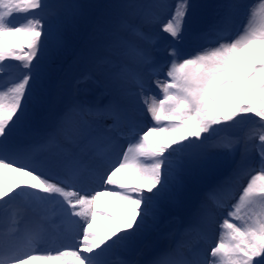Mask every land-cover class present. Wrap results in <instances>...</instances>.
<instances>
[{
  "label": "snow or ice",
  "instance_id": "snow-or-ice-1",
  "mask_svg": "<svg viewBox=\"0 0 264 264\" xmlns=\"http://www.w3.org/2000/svg\"><path fill=\"white\" fill-rule=\"evenodd\" d=\"M82 7L65 0H0V65L14 60L24 70L16 83L0 88V170L27 178L14 187L0 182V264H112L110 255L135 251L165 206L179 201L186 206L185 234L195 238L148 260L122 256L118 264H264V59L238 67L241 54L257 45L264 52V0L258 8L240 0L108 5L92 45L104 92L89 98L77 87L53 109L46 87ZM201 7L211 11L203 28L189 33L188 21H197ZM245 8L248 18L234 38L185 52L187 39L214 34L219 40ZM159 40L167 42L162 51ZM153 75L162 95L147 92ZM236 95L244 100L232 107ZM140 101L152 122L145 128L135 124ZM247 114L261 121L248 136L259 142L256 166L246 152L236 158V140L214 139ZM21 136L31 139L22 143ZM153 136L165 144L152 142ZM193 176L202 188L188 187ZM129 178L143 189L130 186ZM88 181L97 187L77 190ZM104 196L118 202L119 218L97 211Z\"/></svg>",
  "mask_w": 264,
  "mask_h": 264
},
{
  "label": "rangeland",
  "instance_id": "rangeland-1",
  "mask_svg": "<svg viewBox=\"0 0 264 264\" xmlns=\"http://www.w3.org/2000/svg\"><path fill=\"white\" fill-rule=\"evenodd\" d=\"M47 3L52 4L58 2V0H46ZM65 2L68 3H76L80 4L83 7L80 10V16L75 22L74 26L70 28L69 30V42L68 47L61 59L57 62V67L54 72V75L52 79L48 82L46 87V95L49 99V107L56 109L61 107V102L68 100L71 96L77 94V87L80 90V94L83 95V93L87 92L89 94V98H94L96 96H99L102 92H104L103 88L104 85L101 82L100 78L98 77V72L96 71L94 67L93 62V55H92V45H93V35L95 33L96 27L102 16L109 10L107 8L108 5H111L113 3H118L120 0H65ZM176 0H168L169 4L175 3ZM194 3H196L199 6H205L210 5L213 3L218 2V0H193ZM241 3L245 5H255L258 8V2L259 0H240ZM210 9L207 8H198V18L196 22L188 21V30L189 33H191L194 30H200L204 26V21L207 19V13L210 12ZM248 12L249 9L245 8L241 11V13L237 16L234 23L225 31L228 35L224 39H231L234 38L239 30L241 29L242 25L246 22L248 18ZM187 20V18H186ZM166 35V34H165ZM10 41L13 42H19L18 38L16 37H10ZM191 39H187L184 42V49L187 54H195L197 51L196 49H191V44H189V41ZM195 43V41H193ZM193 43V44H194ZM218 43V42H217ZM207 45V46H215L217 45ZM158 46L165 47L167 46V42L165 40H159ZM256 50H261V46L257 45L255 46ZM249 54L251 58L244 59V56ZM256 51L252 53H243L241 54L240 62L238 64V67L243 68L249 63H252L254 61H258L261 59H264V52L260 54V56H255ZM9 62V63H8ZM11 64L8 68H3V65H0V72L2 74V71L6 72L7 69L16 68L20 65V62L14 61V60H8L4 63L5 64ZM8 66V65H7ZM22 68V67H21ZM166 69L167 66H165L164 70L160 71L159 78L163 80V75L166 78ZM20 74L17 75V78L21 76ZM4 74V73H3ZM84 77H88L87 80H83ZM15 79L12 82V85L16 83L19 79ZM156 78L155 75H153L150 79H148L147 82V92L149 94H157L162 95L160 92V89L156 87ZM81 80L82 82L77 85L76 81ZM101 88V89H100ZM106 94V93H105ZM244 100V97L241 95H236L232 101V107H235L236 105L242 103ZM142 119H145V115H140ZM149 121H151L150 116L147 117ZM237 119H240L243 121V123L239 124L237 127L231 129L230 132L224 133L221 132L218 134L217 137L214 139H219L227 136L230 139L236 140L237 143V156L236 158H240V153L246 152L248 157V162L252 166H256L259 156L258 153L254 147V145L258 144V140H252L248 139V136L256 131L258 129L259 123L261 121L258 117H255L252 114H247L241 117H238ZM221 128L224 127V125L220 126ZM210 133H204L202 136H208ZM191 139V138H190ZM154 143L164 145L161 141L158 143L156 140H152ZM199 142V141H197ZM175 147V145H173ZM1 171V170H0ZM8 173V176L10 178L12 177V180L16 179V177H19L15 173H11L5 170V175ZM5 175H2L0 172V182H3V185L5 187H14L15 185L12 184L11 180L7 181ZM133 184L132 187H137L140 189H143L142 182L129 178ZM247 178H245L246 180ZM188 187L191 189L193 187H203V184L199 181V179L195 176L190 177L188 180ZM147 195V193H146ZM111 198V197H110ZM114 200V199H112ZM105 202V200H104ZM114 205L118 206L116 209L113 207V205L106 204L104 205V208H106V211H108V208L118 210L115 213L111 212L107 215L109 216H115L119 218L121 215V208L116 202ZM186 209L185 203L183 201H179L176 203L168 204L165 206V211L161 214V217L164 216L165 220H168L173 214H181ZM101 218L100 222L103 224H107L110 222L105 218V216L99 217ZM159 221V220H158ZM164 227L160 229V233H166ZM150 229L145 231V233L140 237L141 241L144 239L146 235H148ZM214 233L217 235V233L220 231L219 225H217L214 229ZM103 235V232L101 233ZM163 235V234H162Z\"/></svg>",
  "mask_w": 264,
  "mask_h": 264
},
{
  "label": "bare ground",
  "instance_id": "bare-ground-1",
  "mask_svg": "<svg viewBox=\"0 0 264 264\" xmlns=\"http://www.w3.org/2000/svg\"><path fill=\"white\" fill-rule=\"evenodd\" d=\"M170 1V0H169ZM23 18V16L21 15L20 17H17V20H20V19H22ZM225 33H227V32H225ZM224 41H226V39L224 40L223 39V41H221V42H224ZM261 53H263L261 50H259V49H257L256 50V55L255 56H260V54ZM249 58H251V56H249V54H247V55H245L244 56V59H249ZM9 63V62H8ZM5 64L6 66L7 65H9V64ZM5 65H3V67L5 66ZM98 77L100 78V80H102V77L100 76V74L98 73ZM139 104H140V107H139V109H138V111H137V114H136V119H139V117H140V114H143L144 113V115H145V118H147L148 117V115H147V113H146V110L145 109H143V105H142V101H140L139 102ZM144 120V119H143ZM146 120V119H145ZM144 120V121H145ZM152 138H155V140L156 139H158V140H156V141H158V143L161 141L162 143H164V141L159 137V136H153V137H151L150 139H152ZM1 172V174L2 175H5L4 173H5V170H1L0 171ZM5 177H6V180L7 181H9V180H11V182H12V184H14V185H16L17 183H19V182H21V181H23V180H25V179H27L26 177H21V176H19V177H16V179H14V180H12V177L10 178V176H8V173L5 175ZM131 185V184H130ZM146 193V192H145ZM107 200H109L110 201V203H109V205H113V207H115L116 209L118 208V206H116V205H114L115 203H116V201L115 200H112L111 198H108L107 197ZM103 201H104V198H103ZM110 208V207H109ZM108 208V210H110ZM116 211H118V210H115V209H111L110 210V212H113V213H115ZM226 212V211H225ZM105 214H108V212H106ZM120 215H121V213H120ZM98 217H100L99 215L97 216V218ZM160 219H161V216H160ZM102 223V222H101ZM105 225H108L109 227H111V226H113L112 225V222L110 221V222H108L107 224H105ZM154 226V225H153ZM68 230V229H67ZM97 232H98V234H100L101 235V233L103 232L102 230H97ZM211 236L213 237V235L211 234ZM139 240H141V239H139ZM138 240V241H139ZM137 241V242H138Z\"/></svg>",
  "mask_w": 264,
  "mask_h": 264
}]
</instances>
